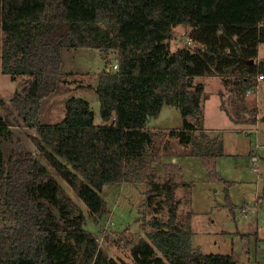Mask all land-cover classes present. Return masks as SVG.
<instances>
[{
  "label": "trees",
  "instance_id": "trees-1",
  "mask_svg": "<svg viewBox=\"0 0 264 264\" xmlns=\"http://www.w3.org/2000/svg\"><path fill=\"white\" fill-rule=\"evenodd\" d=\"M179 24L190 27L193 49L170 50L171 29ZM262 43L264 0H0V74L26 77L10 107L1 99L0 105L15 124L34 131L28 137L35 153L75 193L93 223L109 212L100 195L104 184L144 183L153 216L142 226L151 230L148 244L162 258L156 264H233L231 255L192 246L189 220L179 222L176 198L188 183L173 163L158 175L161 154L153 149L148 119L163 105L177 108L182 127L169 136L190 146L211 180L223 181L215 170L223 143L202 127L203 85L194 78L221 77L236 107L257 87V76L264 80V60L256 59ZM77 48L96 49L105 58L115 54L117 67L103 69L95 87L79 86L94 90L99 116L109 124L95 125L89 103L79 97L66 100L59 123L42 124L41 104L58 84L62 50ZM255 120L254 114L250 122ZM12 138L0 114V142ZM224 201L232 213L228 188ZM0 208L9 220L0 226V264H130L99 248L81 207L22 147L6 158L0 148ZM163 210L166 219L158 216ZM143 250L150 251L149 245Z\"/></svg>",
  "mask_w": 264,
  "mask_h": 264
},
{
  "label": "rangeland",
  "instance_id": "rangeland-1",
  "mask_svg": "<svg viewBox=\"0 0 264 264\" xmlns=\"http://www.w3.org/2000/svg\"><path fill=\"white\" fill-rule=\"evenodd\" d=\"M189 30L190 27L182 24L172 27L170 50L195 47L187 36ZM105 57L106 54L92 48L62 50L58 84L41 104L42 124L59 123L64 117L65 102L71 97L83 98L89 103L95 125L109 124L99 116V102L94 90L79 87H95L99 73L116 63L113 52L109 51ZM256 59L264 60V43L258 46ZM25 80V76L11 79L0 74V99L8 108L10 99L21 90ZM194 83L203 85L202 127L209 136H219L223 143L224 155L215 159V170L223 181L211 180L201 160L191 154L190 146H181L177 139L169 136L170 130L182 127L179 110L169 105H163L158 115L148 119V129L154 134L153 149L161 154V163L155 165L157 173L162 176L163 165L169 163L181 168L183 180L188 184L176 190L178 220L182 223L189 220L194 248L204 254L231 255L233 264H264V80L257 81L255 89H248L242 101L235 103L236 107L232 104L234 95L224 87L221 77H196ZM221 102L228 115L221 109ZM0 114L5 116L13 130L12 139L0 142L3 156L8 157L20 147L34 153L81 207L86 216L85 228L96 236L99 248L107 256L120 263L160 262V254L148 244L147 233L151 230L142 226L153 216L145 206L147 186L144 183L104 184L100 195L109 212L93 223L75 193L47 161L35 153L28 137L34 131L15 124L1 105ZM254 114L256 120L250 122ZM225 181L230 184H225ZM225 188H228L232 213L224 206ZM158 216L166 219V211ZM6 224H9L8 215L0 208V226ZM144 243L149 245L150 251L143 250Z\"/></svg>",
  "mask_w": 264,
  "mask_h": 264
},
{
  "label": "built area",
  "instance_id": "built-area-1",
  "mask_svg": "<svg viewBox=\"0 0 264 264\" xmlns=\"http://www.w3.org/2000/svg\"><path fill=\"white\" fill-rule=\"evenodd\" d=\"M116 67H117L116 64H113V65H112V68H116ZM256 80H257V81L262 80V76H257Z\"/></svg>",
  "mask_w": 264,
  "mask_h": 264
},
{
  "label": "crops",
  "instance_id": "crops-1",
  "mask_svg": "<svg viewBox=\"0 0 264 264\" xmlns=\"http://www.w3.org/2000/svg\"><path fill=\"white\" fill-rule=\"evenodd\" d=\"M260 81H263V79H262V80H259V82H260Z\"/></svg>",
  "mask_w": 264,
  "mask_h": 264
}]
</instances>
